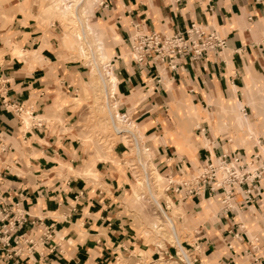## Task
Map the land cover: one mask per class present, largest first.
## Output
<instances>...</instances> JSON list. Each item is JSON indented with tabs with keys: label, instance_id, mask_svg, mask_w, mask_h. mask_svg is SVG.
I'll return each mask as SVG.
<instances>
[{
	"label": "crops",
	"instance_id": "crops-1",
	"mask_svg": "<svg viewBox=\"0 0 264 264\" xmlns=\"http://www.w3.org/2000/svg\"><path fill=\"white\" fill-rule=\"evenodd\" d=\"M103 1L106 6L95 13L106 38L114 42L120 108L136 122L141 144L148 148L157 171L186 177L210 154L246 151L244 145L234 146L229 136L248 133L252 139L246 123L254 127L239 111L242 101L236 92L248 75L264 78V0ZM34 3H4L11 30L6 38H23L25 45L7 43L0 34V82L6 81L9 103L31 107L35 113L27 119L38 124H26L27 114L0 108V170L8 167L3 170L0 197L5 203L18 202L28 213L53 224V243L58 247L7 264H134L143 259L135 253L143 242L137 234V218L128 209V176L107 173L112 167L105 160L94 161L97 172L92 178L74 176L67 168L83 164L71 129L78 115L62 103V94L70 92L80 72L76 64L65 60L53 30L36 29ZM190 22L213 26L226 41L200 67L182 59V65L162 74L157 82L152 72L123 56L126 33H133L136 25L144 32H176ZM17 50L28 53L25 60L14 55ZM229 91L234 105L224 114L221 97L230 96ZM236 115L245 128L228 124V119L237 122ZM54 119L56 125L50 123ZM262 145L260 140L253 142L250 153ZM87 161L92 163L91 158ZM253 194L251 203L238 194L233 213L222 212L218 200L207 194L177 196L173 210L167 212L173 214L169 217L180 238L186 237L190 245L200 243L203 264H223L226 257H232L235 264H264V179ZM253 237L258 238L257 250L249 249ZM247 249V255L243 254Z\"/></svg>",
	"mask_w": 264,
	"mask_h": 264
},
{
	"label": "rangeland",
	"instance_id": "rangeland-1",
	"mask_svg": "<svg viewBox=\"0 0 264 264\" xmlns=\"http://www.w3.org/2000/svg\"><path fill=\"white\" fill-rule=\"evenodd\" d=\"M5 2L6 0H0V34L5 35L2 37H5V39H7V43H11V44L14 43L18 45L17 47H20L22 45H25V41L23 38L20 39L19 41L13 39L10 41L8 40V38H6L8 33L11 32V30L9 25L10 14H8L7 10L5 9L4 6ZM34 2L35 5L32 14H34L35 18L38 20L36 29L39 28L42 31H45L47 29L53 30L55 32L54 36H57L59 39L60 42L59 44L61 49L65 52V56H64L65 60L71 64H76L79 67L78 69L80 74L75 76L73 81L74 84L73 88H71V90L68 88L70 92H68L67 95L61 93L63 96L62 103L64 104L66 103L67 105H69V107L72 108L73 111H76L78 115L76 123H74L73 125L74 128H71L72 132L74 133V135H72V138H73V143H75L81 148L80 154L82 153L81 155H83L82 157L83 164L80 167L79 166L73 167L69 164V166L67 167L69 169V172L74 174V176L92 178L96 176L95 174L92 173L97 172V169L93 168L94 161L100 160L101 162H103L105 160V162H107V164L112 167L111 169H109L110 167H108L107 169L108 172L106 171L107 173L115 172L117 175H119V177L122 175L123 176L127 175L129 178L128 180L129 185H127V190L129 192V198L127 200L129 206L128 209L132 210L133 211L132 216L134 218H137L136 219L137 228H138L137 234L138 236H140L141 241L143 242L141 244L142 249L140 250L137 249L136 251L138 252L135 253L140 254L141 259L143 258L144 260L139 259L134 264H186L179 260V257H181V255L179 253L178 247L172 240L170 241L168 238L167 233L170 231V228L167 224V220L157 211L155 213L156 206L152 201L150 193L147 192L146 189H144V184L142 183V181H144L143 180L144 172L140 164H142L141 162H143V165L145 163L146 165L145 167L147 169L154 170L153 165L151 163V159L149 155L141 154L142 161L140 162L137 159L135 146L133 145L134 141L132 143L131 140H127L130 136L125 137V135L121 136V134H117L114 128L112 127V122L109 118L107 107L105 106L104 93L98 82L99 75L97 71L93 69L92 59L96 58L99 68L101 69L102 72L104 69L110 68V70H112L115 74V69L113 66L114 58H112L113 47H111L113 46L112 44H114V42H111V40L106 38L105 32H103L105 31V28H103L102 24L99 23V20L96 17V13H97L96 11L98 10V8L105 7L106 2L103 0H95V2H93V0H85L77 8V15L79 16V18L82 20V22L88 23V25L91 27L93 31V33H89L86 28L84 29V34L86 38L81 41V44L85 47L86 50L85 55L80 54L78 43L74 40L75 38L72 35L73 32L82 31L81 27L83 29V26H81L82 24L77 20L76 16L74 14H71L69 15V17H61L58 10L54 9L53 7L54 6L53 0H34ZM48 6H51L50 10L49 9L46 10V7ZM84 7L86 8V13L82 14V8ZM191 23H197L199 25H202L204 26V28H206L207 31L215 30L217 32V30L213 26L211 25L206 26L204 25L205 23L201 24L200 22H190L182 30L188 28ZM83 25H85V23ZM135 31L141 34L160 32L163 35H169L175 33L168 31L144 32L137 25ZM134 32L130 33L129 31L126 33V37L124 40L125 52L123 53L124 54L123 56L128 57L133 64L137 66H141L135 63L134 59L132 58L130 38L132 37ZM95 36L98 37L103 42L105 54H107L108 58H105L103 60L99 58L100 55L96 49ZM63 38L65 40H63ZM70 39L71 42L69 41ZM217 51L218 50L210 52L207 55V57H205L204 59L198 62L197 61L194 62L190 60H186V61L189 62L191 66H196L195 68H198L200 67L201 61L207 60V58L210 56H215V53ZM14 55L19 59L25 60V58L28 56V53H23V51L19 52L17 50V52L15 51ZM175 62L176 60L173 63ZM180 65H182L181 60H179V64H177L176 69ZM142 67H145L148 72L150 73L152 72L153 75L155 76L156 81L158 79L160 81V79L162 78V74L164 75V73L166 72L176 70V69L169 70L167 63L163 65V63L156 58V55H152L148 63V66L142 65ZM5 82H6L5 80H3V82H0V84L3 83L2 87H0V108H3L4 110H10L12 112L23 115L27 114L25 117L30 116L29 118H33L31 116H34L33 113H35V110H33L31 107H28L27 109V107L26 108L21 107L20 105L15 104L14 102L9 103V100L6 97L7 88L5 86ZM117 85H118V81H117ZM61 94L58 93L57 95L61 97ZM236 94L238 95L240 101H242V106L239 108V111L246 115L248 121L252 123L254 129L250 128L251 129L250 131H252L251 132L252 139H248L249 136L248 133H246L245 135H238L239 137L237 135L234 136L229 134L230 135L229 137L235 141L234 146L244 145L247 154H249L253 142H256L257 140L264 142L263 141L264 140V78L263 76L248 75L247 82L245 80L244 86L241 89H239V91L236 92ZM229 95L230 96L226 98L221 97L222 101L220 103V107L222 113L224 114H228V112H231L232 111L231 107L234 105L233 103L234 101L232 99H229L231 97L230 91H229ZM110 99H112V101L113 100L118 101L117 110L120 113L122 112L125 113L128 117L127 122L132 121V125H134L136 129L137 128L136 122L127 114L125 109L120 108L117 88L114 94V98H110ZM112 101L110 103H112ZM212 105L213 104H210V107ZM236 118H237V122L232 119H228V120L224 119V120L225 121L227 120L230 126H240L242 128H245L240 121V116L236 115ZM20 120L22 121V119ZM28 121H31V124L34 126L38 124V121H33L32 119H29ZM56 121L58 120L54 119L53 121H50V123L53 122L52 124L56 125L57 124ZM122 126L124 127V125ZM119 148H121V151H118ZM263 149H264V145H262L261 148L259 147V150L257 151L261 152V150ZM116 151H118V154H116L117 153ZM88 158H91L92 163L87 161ZM88 172L89 174H86ZM151 191L154 193L156 197H158L159 201L164 206L165 205L163 200L164 195L162 194L161 188H157V189L152 188ZM141 194L144 195V198H139ZM236 197L238 198L239 196L237 195ZM216 202L218 203V206L221 205L219 201ZM172 207L170 210H173ZM163 209L165 210L164 207ZM165 212L167 213L168 216L173 215L171 213H168L166 210ZM151 222L156 223V225L160 228L157 229L156 227L153 229L151 227ZM179 233L181 234V232ZM233 233H235V231H233ZM231 235L233 234L231 233ZM185 239L186 237L184 236L180 238L183 248L184 250H187V253L189 254L190 258H193V256L198 255L199 259L201 260L200 258L201 256L200 254H202L201 247L200 250L199 249L194 250L193 247L190 245V243ZM252 240H254V237ZM159 242L161 243L162 247H159L157 245ZM194 244L195 243H193V245ZM251 245L252 244H250L249 247L250 250H257L259 247L256 244V248H253V246ZM249 249H247L245 252L243 251V254L247 255ZM176 252L178 253V255H176ZM170 255L172 257H170Z\"/></svg>",
	"mask_w": 264,
	"mask_h": 264
},
{
	"label": "built area",
	"instance_id": "built-area-1",
	"mask_svg": "<svg viewBox=\"0 0 264 264\" xmlns=\"http://www.w3.org/2000/svg\"><path fill=\"white\" fill-rule=\"evenodd\" d=\"M130 39L132 58L135 63L148 66L152 55H156L163 65L167 63L169 70H175L179 60L198 62L207 57L210 52L226 45L225 39L215 30L207 31L204 26L197 23H191L185 30L169 35H163L160 32L141 34L135 31ZM175 60L176 62L173 63ZM120 114L126 123H132V121L127 122L128 117L125 113ZM122 129L123 127L120 129L121 133L125 137L130 136L127 140L133 143L132 134L135 131ZM146 149L148 152V148ZM141 163L144 172V181H142L144 189L150 193L153 201L151 189L161 188L165 204L161 205L166 211L171 209L177 196L198 198L207 194L220 202L222 212L233 213L236 196L240 194L245 203H251L254 199L253 192L257 190L259 182L264 179V149L261 152L249 154L239 149L210 154L209 159L197 171L181 178L171 174H160L154 166V170H150L145 167V163L144 165L143 162ZM3 170L7 171L8 167ZM3 170H0V195ZM139 198H144V195L141 194ZM154 205L156 206L155 203ZM156 211L164 217L157 206L155 213ZM229 232L234 237L238 236L237 232L233 233L231 230ZM53 237V224H46L44 217L28 213L18 202L5 203L0 197V264L30 259L35 254L43 255L44 248H47L50 253L54 252L58 244L53 243ZM257 241L258 238L255 237L250 242L253 248H256ZM157 245L162 247L160 244ZM191 246L194 250H200L201 247L199 242ZM228 246L231 247V244ZM184 251L188 258L179 251L180 261L186 264H202L198 255L190 258L187 250ZM176 255H178L177 252ZM223 264H234V261L232 257H226Z\"/></svg>",
	"mask_w": 264,
	"mask_h": 264
},
{
	"label": "bare ground",
	"instance_id": "bare-ground-1",
	"mask_svg": "<svg viewBox=\"0 0 264 264\" xmlns=\"http://www.w3.org/2000/svg\"><path fill=\"white\" fill-rule=\"evenodd\" d=\"M53 1H54V3H53L54 6L53 7H54V9L58 10V12L61 15V17H69V15L74 14L76 16L77 20L82 24L81 25V26H83V29L81 27L82 31H76V32H73V34L72 33L71 34L74 36V38H75L74 40L78 43V48H79L80 54L85 55V53H86L85 47L81 44V41L86 38V36L84 34V29L86 28L89 33H93V31H92L91 27L88 25V23L82 22V20L77 15L78 6H80L82 4V2L85 1V0H53ZM93 2H95V0H93ZM48 9L50 10L51 6L46 7V10H48ZM83 13L84 14L86 13V8L85 7L82 8V14ZM84 23H85V25H83ZM63 40H65V39L63 38ZM95 40H96V49H97V51H98V53L100 55L99 58L102 59V60L105 59V58H108L107 54H105V51H104L103 42L96 36H95ZM69 41L71 42V39ZM67 43H69V42H67ZM89 47H90V45H89ZM92 64H93V69L95 71H97V73L99 75L98 82H99V85H100V87H101V89L103 90V93H104L105 106L107 107L108 115H109V118H110V120L112 122V127L114 128L116 133L117 134H121V136H124V134L121 133L122 131H120L122 125H124V127L122 126L123 127V129H122L123 131L124 130L135 131V132H133L134 134H132L133 138H134L135 151H136V154H137V158L139 160H142L141 153L144 154V155H148L149 154V153H147L146 147L141 145L140 136H139L138 132H136L137 130L135 129L134 125H132V123H126L125 119H123L121 114L118 112V110H117V106H118L117 101H115V100L112 101V99H110V98H114V94H115V91H116L117 81H118L116 75L114 74V72L112 70H110V68L104 69L103 72H102L101 69L99 68V65L97 63V59L96 58L92 59ZM111 101H112V103H110ZM25 121H26V124H29V121H28L27 117L25 118ZM240 121L244 125V121L241 118V116H240ZM131 126H133V127L131 128ZM246 126H247V128L249 130H251L250 129L251 127H250V125L248 123H246ZM86 174H89V172L86 173ZM92 174H94V173H92ZM136 195H137V193H136ZM151 195L153 197V201L156 204L157 208L163 213L165 219L167 220V224H168V226L170 228V231L167 233L169 240L170 241L172 240L177 245L178 250L181 251V253H183L182 255L188 258V255L184 251V248H183V245L181 243V240H180L179 236L177 235V233L175 231L173 221L167 215V213L163 209L160 201L156 198V196L154 195V193L152 191H151ZM151 227L153 229L156 228V227H157V229L160 228V227H158L156 225V223H153V222H151ZM160 245H161V243H160Z\"/></svg>",
	"mask_w": 264,
	"mask_h": 264
}]
</instances>
